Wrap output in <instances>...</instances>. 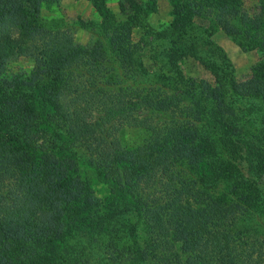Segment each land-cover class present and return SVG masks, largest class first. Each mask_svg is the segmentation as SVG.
Segmentation results:
<instances>
[{
	"label": "trees",
	"instance_id": "obj_1",
	"mask_svg": "<svg viewBox=\"0 0 264 264\" xmlns=\"http://www.w3.org/2000/svg\"><path fill=\"white\" fill-rule=\"evenodd\" d=\"M59 1L0 0V264H264V238L234 228L249 221L250 199H216L221 181L237 174L222 147L254 180L264 134L258 144L246 139L240 112L197 80L171 79L167 65L157 63L154 86L141 62L138 41L153 58L189 55L170 48L191 41L174 25L177 9L173 24L135 40L156 0H120L131 11L124 20L106 0H88L101 23L75 21L95 37L83 47L42 15ZM189 5V18L225 21L235 8ZM237 38L264 51L262 37ZM20 58L38 73L5 76ZM258 80L253 88L263 92ZM202 97L219 108L203 109ZM132 218L146 226L144 246Z\"/></svg>",
	"mask_w": 264,
	"mask_h": 264
},
{
	"label": "rangeland",
	"instance_id": "obj_2",
	"mask_svg": "<svg viewBox=\"0 0 264 264\" xmlns=\"http://www.w3.org/2000/svg\"><path fill=\"white\" fill-rule=\"evenodd\" d=\"M136 1L146 6L149 2V0ZM191 1L156 0L154 11H148V14L144 15L143 24L145 28L138 27L133 30L134 39L144 38L146 31H149V33L152 31L157 32L173 24L175 22V16L173 15L175 8L179 17L182 18L183 22H186L189 18V8L192 10L189 5ZM203 1L216 8L227 6L237 9L234 8L228 12L231 14L225 16L226 21L224 19L218 20L214 15L204 19L199 14H195L196 16L191 14L190 22H187L186 25L181 19H177L174 25L181 26L183 24L184 32L191 41L189 43L184 42L185 44L172 45L170 48L174 54L178 55L185 51L189 55L184 58L175 56L170 58L160 54L153 58L147 54V49L143 47V43L138 41L141 44L140 47L144 50L141 53L142 56H140L142 57L141 62L144 63L145 69L151 75L152 82H150L154 86H156L155 84L160 85V82H162L157 77L158 74L156 75L157 63H162L168 66L167 70L171 73V79L197 80L201 87L209 88L210 92L221 98L224 103L223 106L232 108L237 113L240 112V119L236 122V127L238 130H242L246 139L258 144L259 141H256L260 140L261 133L264 134V126L261 124V120L264 119V95L261 94H264V90L263 92H257V82L255 89L253 83L255 84L258 76V81L263 82L262 87L264 86V51L254 42L249 41L253 44L243 43L237 37L242 38V35L247 34L253 40L262 37L264 42V0ZM106 9L120 20H124L131 12L129 9L121 7L120 0H106ZM41 12L46 20L56 21V25L69 29L68 31L76 37L77 43L83 47H88L95 37L90 30L84 29L88 28L87 26L84 28H82L83 25L76 26L75 21L81 19L88 24L91 22H95L96 25L101 23L98 10L88 0H60L56 4L45 5ZM233 14L235 15L234 18ZM230 30L233 32L232 35L228 34ZM165 46L169 47L170 45H165L163 42L160 46L162 51ZM35 67V62L32 59L20 58L9 64V71L6 72L5 76L12 78L15 75L21 76L22 74V78H27L32 71L38 73ZM115 74L116 72H113L108 77L111 82L118 83L119 81H116L118 76L114 77ZM111 75L112 79L110 78ZM230 80L234 83L236 90L230 85ZM199 105H202L203 109L206 105V110L212 112L219 108L217 103H213V100H206L204 97H202ZM261 145L264 146L263 144L256 145L260 151L262 150ZM227 147H229L227 152H233L229 145ZM222 151L229 167L236 168L237 174L235 179H231L230 182L221 181L222 185L218 186L221 192L217 193V198H215L230 202L234 197L237 204L244 203L246 198L250 199V211L245 216L246 218L249 217V221L242 222L245 219L243 217L234 225V228L245 232L243 238H264V152H261V158H254L255 167H253V172L257 174V179H254V181L253 179L250 180L247 173L248 168L245 166L246 162L239 155H234L236 158L234 163L231 161L232 158H229L226 149L222 147ZM246 182L249 184H245ZM206 184L208 185V182ZM229 188H232V190ZM96 189L102 191L104 188L101 184H97ZM131 222L132 224L136 223L139 227L140 238H142L139 242L140 247L144 246L147 243L146 226L138 222L136 218H132ZM118 238L122 237L118 236Z\"/></svg>",
	"mask_w": 264,
	"mask_h": 264
}]
</instances>
